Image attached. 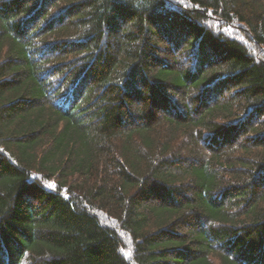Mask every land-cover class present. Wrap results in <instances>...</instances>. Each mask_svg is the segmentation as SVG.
<instances>
[{
  "label": "trees",
  "instance_id": "16d2710c",
  "mask_svg": "<svg viewBox=\"0 0 264 264\" xmlns=\"http://www.w3.org/2000/svg\"><path fill=\"white\" fill-rule=\"evenodd\" d=\"M0 264H264V0H0Z\"/></svg>",
  "mask_w": 264,
  "mask_h": 264
}]
</instances>
